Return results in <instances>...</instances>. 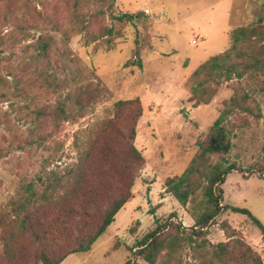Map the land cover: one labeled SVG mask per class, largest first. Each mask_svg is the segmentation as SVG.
Segmentation results:
<instances>
[{"label":"rangeland","instance_id":"374dc122","mask_svg":"<svg viewBox=\"0 0 264 264\" xmlns=\"http://www.w3.org/2000/svg\"><path fill=\"white\" fill-rule=\"evenodd\" d=\"M111 1L110 6V0H0L5 57L0 72L12 86L0 88V142L6 153L0 159V217L14 218L26 186L41 190L40 177L77 165L98 143V127L114 116L116 102L139 99L143 116L135 146L145 164L133 198L89 253L71 255L62 264H147L131 248L155 228L156 219L175 214L176 224L191 228L205 212L202 192L183 207L166 192L165 182L190 166L198 143L239 88L253 107L259 105L262 118L241 113L231 119L233 148L226 159L241 171L228 175L222 186V204L230 209L217 218L208 240L233 248L235 240L221 230L227 223L264 263V236L247 214L264 226V77L223 84L209 105L190 102L194 71L231 48L233 30L264 19V0ZM124 14L137 18L113 19ZM39 39L50 44L43 58L35 50ZM96 85L105 92L93 95L95 102L79 112L78 95L71 92ZM182 255L184 263H200L188 250ZM18 261L35 264L27 239Z\"/></svg>","mask_w":264,"mask_h":264},{"label":"trees","instance_id":"16d2710c","mask_svg":"<svg viewBox=\"0 0 264 264\" xmlns=\"http://www.w3.org/2000/svg\"><path fill=\"white\" fill-rule=\"evenodd\" d=\"M135 18L129 14L113 16L119 22H133ZM107 35L111 36L112 31L108 30ZM231 40L229 50L211 57L194 71L190 102L195 106L209 105L225 83L264 77V19L233 30ZM35 50L38 58L46 57L50 44L39 39ZM4 58V53L0 52V64ZM8 76L0 72V88H12ZM14 90L21 91L18 87ZM103 92L105 88L96 85L95 88L77 87L71 93L78 95L76 108L81 112L95 102L93 95ZM249 102L248 93L236 89L233 97L224 103L207 138L198 143L199 151L190 166L180 176L165 182L166 192L183 207L202 192L205 212L195 218L191 228L176 224L175 214L165 221L156 219L155 228L131 248L134 257L147 264H191L182 260L183 252L188 250L199 264H238L241 261L264 264L227 223H222L221 230L228 239L235 240L233 248L227 243L213 244L208 240L209 230L216 225L217 218L230 209L222 204V186L228 175L241 171L226 159L233 148L231 119L241 113L257 120L262 118L259 105L253 107ZM62 107L64 105L59 107L61 115L65 114ZM113 115L99 125L98 143L81 154L77 165L62 173L51 172L40 177L41 190L35 184L26 186L22 199L15 204L14 218L0 217L1 264H19L24 239L31 246L35 264H62L71 255L89 253L115 222L117 214L133 198L132 189L145 159L135 146L138 123L143 116L140 100L116 102ZM5 154L0 142V159ZM215 156H220V160L213 163ZM260 177L264 179V169ZM247 214L264 236L262 223L251 213Z\"/></svg>","mask_w":264,"mask_h":264},{"label":"crops","instance_id":"0c3cea01","mask_svg":"<svg viewBox=\"0 0 264 264\" xmlns=\"http://www.w3.org/2000/svg\"><path fill=\"white\" fill-rule=\"evenodd\" d=\"M186 226H190V225H186Z\"/></svg>","mask_w":264,"mask_h":264},{"label":"water","instance_id":"95a60500","mask_svg":"<svg viewBox=\"0 0 264 264\" xmlns=\"http://www.w3.org/2000/svg\"><path fill=\"white\" fill-rule=\"evenodd\" d=\"M242 212V211H241ZM243 213V212H242Z\"/></svg>","mask_w":264,"mask_h":264},{"label":"built area","instance_id":"2783aa9c","mask_svg":"<svg viewBox=\"0 0 264 264\" xmlns=\"http://www.w3.org/2000/svg\"><path fill=\"white\" fill-rule=\"evenodd\" d=\"M148 13V12H147Z\"/></svg>","mask_w":264,"mask_h":264}]
</instances>
